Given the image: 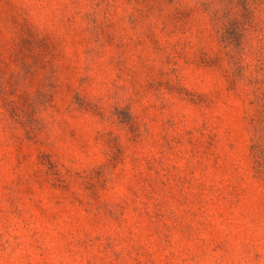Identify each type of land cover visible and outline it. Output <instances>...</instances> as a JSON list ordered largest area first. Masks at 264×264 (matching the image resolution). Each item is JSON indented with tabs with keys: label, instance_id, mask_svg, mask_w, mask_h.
Here are the masks:
<instances>
[{
	"label": "rangeland",
	"instance_id": "rangeland-1",
	"mask_svg": "<svg viewBox=\"0 0 264 264\" xmlns=\"http://www.w3.org/2000/svg\"><path fill=\"white\" fill-rule=\"evenodd\" d=\"M0 264H264V0H0Z\"/></svg>",
	"mask_w": 264,
	"mask_h": 264
}]
</instances>
